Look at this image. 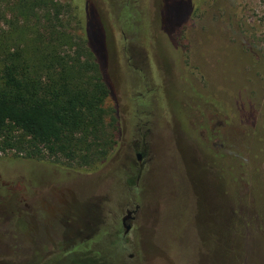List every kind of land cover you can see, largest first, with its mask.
I'll return each instance as SVG.
<instances>
[{"label": "rangeland", "instance_id": "1", "mask_svg": "<svg viewBox=\"0 0 264 264\" xmlns=\"http://www.w3.org/2000/svg\"><path fill=\"white\" fill-rule=\"evenodd\" d=\"M58 1L80 37L74 0ZM167 1L165 24L162 0H88L117 145L85 167L1 154L0 264H264V0H201L178 32L182 66ZM5 9L0 0L3 27ZM191 82L207 101L190 113ZM145 132L138 181L133 141ZM131 202L140 211L124 236ZM114 242L127 261L111 256Z\"/></svg>", "mask_w": 264, "mask_h": 264}, {"label": "trees", "instance_id": "2", "mask_svg": "<svg viewBox=\"0 0 264 264\" xmlns=\"http://www.w3.org/2000/svg\"><path fill=\"white\" fill-rule=\"evenodd\" d=\"M4 1L6 27L0 23V156L10 152L21 160L95 166L115 149L118 126L117 107L106 104L112 89L104 35L88 0H74L80 37L65 22L67 8L58 0ZM200 1L175 0L178 27L170 31V39L181 66L178 32L195 15ZM167 5L168 1L162 0L157 15L163 16L165 24ZM158 63L169 90L171 67ZM192 87L187 100L191 101L190 113L193 103L194 109H200L207 101ZM193 123L198 134L197 123ZM117 244H112L111 256L127 261L118 253ZM79 261L96 262L94 256Z\"/></svg>", "mask_w": 264, "mask_h": 264}, {"label": "flooded vegetation", "instance_id": "3", "mask_svg": "<svg viewBox=\"0 0 264 264\" xmlns=\"http://www.w3.org/2000/svg\"><path fill=\"white\" fill-rule=\"evenodd\" d=\"M147 140H148V132H145L139 141H133V147H134V151L136 154L137 163L139 165L138 177H137L138 181L141 179L142 174L145 170L146 161H147V157H148L149 150H150V147L147 144ZM131 206H133L132 202L130 205H128L126 209H124L126 212H125V215L122 217V225H123V218L127 217L129 215V212H132V217H133L131 221H128V223H131L136 219V216L138 215L140 211V205L136 204L132 209H131ZM92 234L93 233H91L90 235Z\"/></svg>", "mask_w": 264, "mask_h": 264}, {"label": "water", "instance_id": "4", "mask_svg": "<svg viewBox=\"0 0 264 264\" xmlns=\"http://www.w3.org/2000/svg\"><path fill=\"white\" fill-rule=\"evenodd\" d=\"M132 219V212H129V215L123 218L124 235H127L131 231L132 225L131 223H128V221H131Z\"/></svg>", "mask_w": 264, "mask_h": 264}]
</instances>
